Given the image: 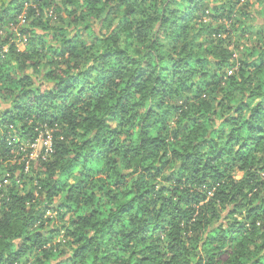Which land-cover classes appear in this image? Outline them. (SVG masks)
Listing matches in <instances>:
<instances>
[{"label":"clouds","instance_id":"clouds-1","mask_svg":"<svg viewBox=\"0 0 264 264\" xmlns=\"http://www.w3.org/2000/svg\"><path fill=\"white\" fill-rule=\"evenodd\" d=\"M17 21L0 264H264V0H28Z\"/></svg>","mask_w":264,"mask_h":264},{"label":"trees","instance_id":"trees-1","mask_svg":"<svg viewBox=\"0 0 264 264\" xmlns=\"http://www.w3.org/2000/svg\"><path fill=\"white\" fill-rule=\"evenodd\" d=\"M28 0H0V5H4L6 3L7 6H3L0 7V21L5 22V23H9V24H15L17 23V18L20 16L21 11L23 10L24 4L27 3ZM26 30L25 29H21V33L24 34ZM0 52H2V49H0ZM261 63L264 64V59L261 60ZM49 96H51V94H49ZM51 103V101L49 100L48 97H41L40 95L36 96V101H35V109L36 111V116L40 117V116H46V109H45V105ZM17 107L19 108L20 105L18 104ZM260 107L264 108V105H261ZM151 111V110H150ZM27 115H31L32 112L31 110H29L27 113H25ZM13 112L12 111H8L6 113H4L5 119L2 121L3 123H8L10 122V119L13 118ZM54 118V117H52ZM254 119H258L261 122H264V116H259V117H254ZM251 127V126H250ZM254 135L250 136V139H252L253 141L256 142H264V136H259V135H255V133H264V129L262 128H253L252 129ZM8 134H7V130L5 131V136H4V140L6 141L8 139ZM241 147H247V145H241ZM224 149H220L219 152L217 153V157L223 154ZM216 157H212L209 156V164L211 163V161L213 159H215ZM205 167H208V164L204 165ZM181 167H183V165H181ZM219 174V173H217ZM29 195H31V192L29 193ZM67 199V196L65 197ZM65 207L64 204H57L54 206L52 205V208L61 213V218L63 217V213H62V209ZM130 207V206H129ZM48 208V205L45 204L43 206L42 212H40L37 215L33 216V222H35L36 220H41V217L44 214V210H46ZM95 214V213H93ZM119 221V217H116V220L114 222H118ZM87 222V221H85ZM41 226H43V222H41ZM241 227H243V225H241ZM49 233L51 234H55L58 229L56 228H50ZM43 232H37L36 233V237L37 238H42L43 237ZM10 264V262H9ZM253 264H257L256 261H253Z\"/></svg>","mask_w":264,"mask_h":264},{"label":"rangeland","instance_id":"rangeland-1","mask_svg":"<svg viewBox=\"0 0 264 264\" xmlns=\"http://www.w3.org/2000/svg\"><path fill=\"white\" fill-rule=\"evenodd\" d=\"M55 205H57V204H55ZM55 205H53L54 206V208H55ZM41 212H42V210H41ZM43 222V221H42Z\"/></svg>","mask_w":264,"mask_h":264},{"label":"built area","instance_id":"built-area-1","mask_svg":"<svg viewBox=\"0 0 264 264\" xmlns=\"http://www.w3.org/2000/svg\"><path fill=\"white\" fill-rule=\"evenodd\" d=\"M8 139H9V137H8Z\"/></svg>","mask_w":264,"mask_h":264}]
</instances>
